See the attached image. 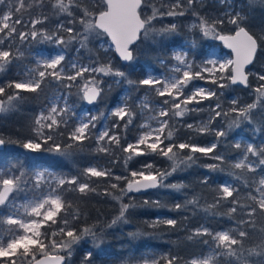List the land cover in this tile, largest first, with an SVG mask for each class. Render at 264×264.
Instances as JSON below:
<instances>
[{"label": "snow or ice", "instance_id": "6c2138e0", "mask_svg": "<svg viewBox=\"0 0 264 264\" xmlns=\"http://www.w3.org/2000/svg\"><path fill=\"white\" fill-rule=\"evenodd\" d=\"M51 3L53 14L66 16L67 26L60 23L55 34L46 30L37 29V25L44 23L48 17L40 16L28 21L30 28L18 31L17 25L28 24L21 14L30 11L35 5L42 7L45 0H33L26 4V0H0V6L6 11L0 14V72L23 55L17 48L13 51V43L16 39L21 42L27 39L36 40L41 37L50 40L58 46L67 47L77 43L80 49H87L92 38L106 35L111 40L115 52L125 62L133 61V50L130 46L140 38L149 34L164 36L177 31V24L170 23L157 28L155 21L164 17H183L188 11L196 17L192 28L198 29L205 37H212L223 42L224 46L231 50L234 59L221 60L209 54L202 63L194 65L188 59L185 52H174L172 59L175 64L171 66L170 72L163 76L149 74L139 81L128 78V74L114 68L110 62L100 63L90 61L88 64L81 63L79 59L65 64V55L60 53L50 58L38 60L37 67L25 69L20 78L10 80L0 85V113L11 111L24 101V93L39 97L45 92L46 87L53 81L60 84L62 88L71 89L78 85L81 99L92 105L101 98L104 88L102 77H114L127 80L129 85L135 88L146 89L143 98L139 99L138 105L131 95L115 106L110 117L115 118L110 127L95 134L96 150L99 153L113 156L112 163L119 162L115 155V149H119L123 156L125 171L128 176L115 175L110 168L99 166H88L82 170L80 176H58L51 172L39 171L32 176L12 165L6 169H0V264H63L66 256H71V248L83 237H92L94 242L101 240L102 230L98 224L85 225L79 230L71 226L68 216L72 220L80 219L79 211L68 212L72 204L66 199L65 194L76 192L81 195L96 193L104 195L119 204L118 214L107 228H112L118 223H127V213L134 208L132 203H126L125 197L129 193H139L149 189L171 188L180 191L185 187L183 184H165L167 177L181 169L190 167L196 162L197 153L216 160L219 164H210L205 167L217 170L226 162V157L215 153L221 138L227 136V131L213 129L212 123L221 117L232 119L228 125L229 129L239 127L241 122L253 123V114L259 109L264 111V72L256 73L259 82L255 87L249 84V76L246 71L256 57L264 36H256L245 26V16L241 11H234L229 6L228 10L210 19L201 15L195 8L202 4L203 0H175L174 3L165 5L160 3L159 7L152 0H97L100 5L98 12L89 8L85 0H48ZM221 4H227L228 0H220ZM151 8V14L142 13V8ZM77 12L80 15H77ZM16 17L13 19V17ZM234 26V34H223L221 29L225 24ZM79 24L80 28L75 27ZM82 29V30H81ZM66 33V37L59 33ZM227 73V75H226ZM205 81L224 89L230 85H243L250 88L254 99L250 103L241 105L238 99L231 100V107L224 110L219 102L218 93L210 88L193 85V81ZM227 81V83H225ZM117 83L119 80L116 81ZM193 85L189 94L185 93ZM11 91H8V90ZM162 98L159 103L154 102L152 96ZM215 98L217 103L210 109V118L199 124L184 123L180 127L194 132L198 135L214 134L216 140L210 145L199 144L177 139L180 120L188 113L203 111V108L190 107L200 105L205 100ZM146 114V121L140 124V131L133 142L121 143L122 138L126 141V133L129 126L137 115L135 107ZM75 116L70 108L67 96L61 94L53 95L46 99L45 108L34 118L31 132L33 138L23 143V148L30 152L41 150L67 155V150L57 139L67 137L72 143L69 148L84 147L85 141L93 137L98 119L104 117L101 112L92 115L90 112L74 120L69 125V114ZM179 118V120L177 119ZM120 129L119 132L115 131ZM192 137H189V141ZM5 143L0 138V145ZM47 145V148L43 146ZM236 149L241 150L242 155L231 164L233 169L229 175L241 181L239 186L230 183H221L216 191L212 203L207 204L204 211L215 215L214 209L227 205L223 215L236 220V227L226 231H211L201 225L191 230L188 240L200 237H210V240H200L207 246L208 251L201 255L189 258L184 264H264V226L258 231L259 241L250 246L245 242L253 239L257 231V217L264 218V176L259 179L245 175V173H256L257 166L264 171V146H256L252 143L241 145L235 143ZM159 156L170 162V169L161 170L154 163L142 164L140 170H129L130 161L140 156ZM255 158V160L251 159ZM238 170V171H237ZM103 181L107 187L103 193L97 192V187L92 181ZM125 184L121 187L120 183ZM202 184L208 183V178L201 180ZM242 189L244 191H242ZM24 194V202L17 203L20 194ZM144 205L162 206L160 201L144 200ZM199 208L200 199L196 196L188 199L182 205L177 203L173 206L175 211H183L187 206ZM63 213V215H61ZM187 219V217H185ZM162 224L175 229L177 220L173 218L162 219L153 222L150 226L156 227ZM59 225L58 227H56ZM50 230V231H49ZM130 235H136L132 233ZM59 237V239H57ZM64 253V254H61ZM92 253L89 252L85 259L90 260ZM181 257L178 255L162 254L159 256L142 257L138 264H180ZM131 264V261H129Z\"/></svg>", "mask_w": 264, "mask_h": 264}, {"label": "trees", "instance_id": "16d2710c", "mask_svg": "<svg viewBox=\"0 0 264 264\" xmlns=\"http://www.w3.org/2000/svg\"><path fill=\"white\" fill-rule=\"evenodd\" d=\"M244 1H246V5L242 10L245 16L244 26L256 36H264V0ZM32 2L33 0H26V4ZM152 2L159 7L161 2L169 5L174 3L175 0H152ZM183 2L186 3V0H183ZM85 3L96 12L100 10V5L97 3V0H85ZM195 8L201 15L210 19H215L223 11L229 9L225 4H221L220 0H203V3L197 4ZM231 9L234 10V8ZM2 11H6L4 6H0V14H2ZM141 11L146 15L151 14L150 7L142 8ZM18 15L23 17L25 24H28V21L33 18L47 16L48 19L36 27L37 29L46 30L48 33L53 34L57 32L58 24L65 23L67 25V20L69 19L66 16L54 15L51 3L48 0H45L42 7H36L34 5L30 11H23ZM77 15H80V13L77 12ZM15 18L14 16L13 19ZM195 22L196 17L192 15L191 11H188L183 17H164L160 21H155L154 23L157 28L162 25L175 23L177 24V31L164 36L149 34L147 38L141 34L137 42L131 46L134 59L128 63H123L117 58L112 49L104 50L99 46L98 41L102 38L106 39V35H102L99 38H92L88 48L80 49L79 52L76 51L79 48L77 43L70 44L67 47L60 46V48L65 55V64L72 58L88 62L97 60L100 63L110 62L114 68L126 72L129 79L139 81L144 78L146 68H150L153 71H165L166 67L172 63V48L180 46L187 39L192 41V44L187 50V56L194 65L196 62L200 63L202 61L210 46H223L218 39L205 37L198 29L192 28L191 26ZM29 25L27 28L24 25H17V29L18 31H27L30 28ZM75 27L80 28V25L77 24ZM233 29V25L226 23L221 31L223 34H230L234 32ZM59 34L65 37L67 35L63 32ZM53 43V41L44 40L41 37H37L36 40L29 38L23 42L16 39L13 43V51L15 52L18 48L23 55L18 59H14L6 67L4 72H0V85L20 78V71L23 65H34L30 51L40 47L50 52L53 49ZM252 71L264 72V42H261V47L258 49L256 57L248 70V72L252 73L249 76V84L255 87L259 82L256 80V76H254ZM102 80L104 83L101 86L104 88V92L94 105L96 106L95 115L101 112L105 115L103 118L97 120L96 125L103 121L110 127L115 120V118L108 115L110 108L119 100L124 88L127 89V95H131L137 105L139 99L145 95L146 89L135 88L129 85L127 80H121L120 78L109 76L102 77ZM117 80H119L118 83L116 82ZM80 84H82V81H77V85H74L71 89H65L53 81L38 98L33 94L24 93L23 95L26 99L20 102L15 109L0 113V138L5 141L3 149L0 150V166L2 163H5L7 167L15 165L23 169L28 176H32V168L37 165L50 167L63 176H80L82 170L87 166L91 164H102L104 167L110 168L115 175H129V172L125 171L123 164V156L126 154L121 153L119 149H115V155L119 158V162L112 163L113 156L99 153L96 150L95 130H93V137L85 141L82 149L79 147L69 148L68 145L72 142L68 141L66 136L58 138L57 143L64 146L67 150V155L45 150L30 152L23 148V143L33 138V133L31 132L33 120L37 113L45 108L47 98H50L58 91L62 93L68 92L69 101L75 103L78 107L85 106V101L81 99V93L78 87ZM8 91L11 90L9 89ZM215 91L218 95L221 92L224 93V95L219 96V102L222 104L224 110L231 107V96L236 97L241 105L250 103L254 99L251 87L245 88L230 85L224 89L216 87ZM151 98L159 102L162 99L154 95ZM216 103L217 100L213 98L203 101L200 105H190V107L203 108L204 110L188 113L180 120L179 124H177L179 128L176 134L177 139L201 146L215 142L216 138L214 134L198 135L185 127H180V124H198V122L208 121L210 118V109ZM135 111L137 115L133 124L129 126L126 133L121 134L122 137L124 135L127 137L126 141L122 138V144L133 142L140 131L139 126L142 124L145 114L141 112L138 106L135 107ZM177 119L179 120V118ZM231 119V116L221 117L216 119L211 125L213 129L219 128L227 131V136L221 138L215 153H211L209 156L215 154L223 155L226 157V162L220 165L217 170L213 171L205 166L219 164V162L197 153L196 156L198 159L194 164L186 168L182 166L180 170L167 177L164 181L165 184L185 185L180 191L171 188H158L140 193H129L125 197V202L132 203L135 207L129 209L127 223H118L112 228L106 227L119 211V204L109 197L97 195L96 193H89L86 196L76 192L66 193V199L72 204V208L68 209V212L72 213L78 210L80 213V219L78 220H72L71 215L68 216V219L71 221V226L79 230L85 225L91 226L98 224L102 230V238L94 242L92 237H83L78 243L72 246L70 257L61 253L66 256L65 264H118L120 261H124L125 264H129V261H131V264H133L139 262L144 254H151V256H159L162 254L178 255L182 258L180 264H184L185 260L207 252V246L199 241L211 239L210 237H200L188 240L187 237L191 230L199 228L201 225L211 231L235 228L239 214L233 219H229L226 215H223L227 205L214 209L215 215L204 211V208L207 204L214 201L216 191L224 181H229L230 184L237 186L241 184V181H237L235 177L229 175L233 171L231 164L242 155L241 150L236 149L233 145L235 143H241L243 146L247 143H252L256 146H264V111L258 109L253 114L252 124L244 121L241 122L239 127L229 129L228 125ZM71 124L72 121L69 122V125ZM115 131L119 132L120 129H116ZM190 136L192 139L189 141ZM43 147L47 148L48 146L44 145ZM251 159L255 160V158ZM146 162L154 163L161 170L170 169L169 161L153 155L136 157L129 162L128 169L140 170L142 164ZM257 168L258 171L256 173H245V175L259 179L264 175V171L260 170V166H257ZM205 177L208 178V183L202 184L201 180ZM92 183L94 187H97V192L99 193H103L107 187V184L103 181L94 180ZM119 183L121 187L125 184L124 181ZM242 191L244 190L242 189ZM21 195L22 193L18 198ZM193 196L200 199L201 206L199 208L194 209L193 206L188 205L187 209L183 211H175L173 209L175 204L180 203L183 205L186 200L193 198ZM144 200H158L162 206L144 205ZM169 218L177 220L175 229L162 224L156 227L150 226L157 220ZM261 226H264V218L258 216L257 231L253 234V239L245 242L246 246L258 243L260 235L258 229ZM132 233H136V235H130ZM89 252L92 253L91 259L86 260L85 257Z\"/></svg>", "mask_w": 264, "mask_h": 264}, {"label": "rangeland", "instance_id": "374dc122", "mask_svg": "<svg viewBox=\"0 0 264 264\" xmlns=\"http://www.w3.org/2000/svg\"><path fill=\"white\" fill-rule=\"evenodd\" d=\"M226 6H231V8H234L235 11H241L243 10L244 6L246 5V1L244 0H228V3L225 4ZM228 10V9H227ZM243 14V12H242ZM30 26V25H29ZM98 44L99 46L106 50V49H111L112 46L111 44L109 43L108 39H100L98 41ZM192 44V41L190 39H187L185 41L182 42V44L180 46H177L175 48H172L171 50V57L173 55L174 52H185L187 53V50L188 48L190 47V45ZM64 54L63 50L60 48V46H58L56 43H53V49L50 51V52H47L46 50L40 48V47H37L35 50H32L30 51V55H31V59L34 60V65H23L22 66V69L20 71V74L27 68V69H32V68H36L37 67V61L38 60H42V59H46V58H50L52 56H55L57 54ZM209 54H214V57L215 58H219L221 60H227V59H232V56H231V53L229 52V50L223 46H220V45H212L210 46L207 51H206V54L204 56V58L202 59V61L200 63H202L205 59L208 58ZM189 59V58H188ZM77 60V58H72L68 61V65L71 64V62ZM191 61V59H189ZM81 63H84V64H88L90 62L88 61H80ZM161 63H163L161 61ZM199 62H196L195 65L197 64H200ZM175 64V61L172 59V63L171 65L167 66L166 67V70L165 71H153L152 69L150 68H146L145 69V75H144V78L147 77L149 74L151 75H155V76H163L165 74H168L170 72V69H171V66ZM254 76H256V73L258 72H254L252 71ZM227 75V73H226ZM193 85H198V86H202V87H205V88H210V89H213L215 90L216 87L213 86V85H210V84H207L205 83L204 81H200V80H197V81H193ZM193 85H189V89H186L185 90V93L186 94H189L190 92V89L192 88ZM61 94H64L67 96V101H68V104L70 106V108L72 109V112L75 113V116H72L71 113L69 114V122L76 120L78 121V118L87 114V113H91L92 115H95V111H96V106L94 104L92 105H89L87 104L86 102H84L85 106L83 107H78L75 103H72L71 101H69L68 99V92H60L58 91L57 93H55L54 95H61ZM127 95V89L124 88V90L121 92L120 94V97H119V100L114 103L111 108H110V111L115 107L117 106V104H119L123 99L124 97ZM53 96V95H52ZM51 96V97H52ZM144 96V95H143ZM143 96L141 98H143ZM50 97V98H51ZM140 98V99H141ZM154 102L156 103H159V101H156L154 98H151ZM232 99H236V97L234 96H231V100ZM214 107V106H213ZM109 111V112H110ZM41 111H39L37 113V115L40 113ZM36 115V116H37ZM146 121V114H145V117H144V120L142 123H144ZM201 123V122H198V124ZM105 127H108L107 124L105 122H101L100 124L96 125V129H95V132L94 134L98 133L99 131L103 130ZM141 130V129H140ZM213 143V142H210V144ZM209 144V145H210ZM240 158V157H239ZM238 158V159H239ZM4 166H5V169L8 168L7 165H5V163H2V165L0 166V169H4ZM89 166H99V167H104L102 164H91ZM88 167V166H87ZM106 168V167H105ZM39 171H47V172H51L55 175H58V176H61V174L57 173L54 169L50 168V167H46V166H41V165H37L35 166L34 168H32V171H31V174L34 175L36 172H39ZM63 176V175H62ZM264 176V175H263ZM223 183H230L229 181H224ZM24 194L21 195L20 198L17 199V203H23L24 202ZM220 231H226V230H220ZM196 256H199V255H196ZM194 256V257H196ZM144 258H148V257H151V254H144L143 255ZM118 264H125L124 261H120ZM133 264H138V262H135Z\"/></svg>", "mask_w": 264, "mask_h": 264}, {"label": "water", "instance_id": "95a60500", "mask_svg": "<svg viewBox=\"0 0 264 264\" xmlns=\"http://www.w3.org/2000/svg\"><path fill=\"white\" fill-rule=\"evenodd\" d=\"M230 34H234V32H232V33H230ZM106 37H107V36H106ZM107 39H108L109 43L111 44V40H110V38L107 37ZM136 42H137V40H136L133 44H135ZM219 42L224 46V44H223L222 41L219 40ZM133 44H132V45H133ZM132 45H131V46H132ZM131 46H130V48H131ZM224 47H225V46H224ZM225 48H226V47H225ZM111 49H112L113 53L116 55V57L120 59L118 53L115 52L114 46H112ZM227 49H228V48H227ZM228 50H229V52L231 53L232 59H234V58H235V57H234V54L231 52L230 49H228ZM120 60H121V59H120ZM121 61H122V60H121ZM122 62H123V63H128V62H125V61H122ZM250 67H251V65H248V66L246 67L245 70L248 71ZM237 86L244 87L243 85H239V84H237ZM85 102H86V101H85ZM86 103H87V102H86ZM3 147H4V144H3V145H0V150L3 149ZM149 190H150V189H149ZM146 191H147V190H146ZM141 192H144V191H141ZM139 193H140V192H139ZM63 264H65V260H64Z\"/></svg>", "mask_w": 264, "mask_h": 264}]
</instances>
